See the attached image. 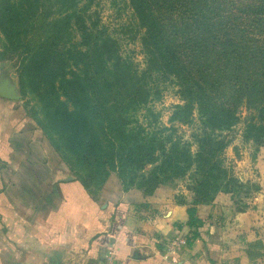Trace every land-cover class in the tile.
Segmentation results:
<instances>
[{
  "label": "trees",
  "instance_id": "obj_1",
  "mask_svg": "<svg viewBox=\"0 0 264 264\" xmlns=\"http://www.w3.org/2000/svg\"><path fill=\"white\" fill-rule=\"evenodd\" d=\"M124 1L142 69L102 25L94 11L99 0H0V32L21 58L22 90L31 88L39 100L42 134L61 160L69 154L87 165L90 181L117 171L127 188L139 180L150 196L194 169L187 222L175 224L177 232L188 229L192 247L210 234L200 207L219 194L261 191L235 177L224 154L240 125L243 142L264 148V0ZM167 85L180 101L173 127L146 133L132 126L139 112H152ZM175 125L196 129L192 143L174 136ZM147 167L155 168L139 174ZM75 181L96 195L85 179Z\"/></svg>",
  "mask_w": 264,
  "mask_h": 264
},
{
  "label": "crops",
  "instance_id": "obj_2",
  "mask_svg": "<svg viewBox=\"0 0 264 264\" xmlns=\"http://www.w3.org/2000/svg\"><path fill=\"white\" fill-rule=\"evenodd\" d=\"M19 112L0 98V264H264L256 208L233 214L220 194L199 208L211 224L206 240L169 254L175 237L187 243L188 229L175 228L187 222V207L160 194H89L63 176L59 155L26 132Z\"/></svg>",
  "mask_w": 264,
  "mask_h": 264
},
{
  "label": "rangeland",
  "instance_id": "obj_3",
  "mask_svg": "<svg viewBox=\"0 0 264 264\" xmlns=\"http://www.w3.org/2000/svg\"><path fill=\"white\" fill-rule=\"evenodd\" d=\"M94 11L98 13L102 25L119 41L122 54L126 57H131L140 69L144 68V56L141 53L140 44L132 41V38L136 35V23L125 1L99 0ZM20 69L21 58L8 51L6 39L0 32V75L2 73L6 74V77L17 85L21 99L16 101L15 104L20 111L19 115L21 119L26 122V132H31L33 138L38 136L39 140L46 141L50 145L36 121L37 117L39 119L43 117L39 100L31 88H28L26 92L22 90ZM178 104H180V101L176 94V89L167 85L162 99L149 106L152 112H139L132 126L136 129L141 128V131L144 130L146 133L159 132L163 127L171 128L173 126L170 123V117L173 113V107ZM174 127L176 128V133L174 134L176 138H182L184 142L192 143L191 135L196 130L195 128H188L182 125H175ZM242 130L243 126L240 125L232 135L234 138L232 145L224 154L226 167L242 182L260 185L261 191L251 196H246L245 194H242L240 197L227 195L229 198L228 204H230L229 211L234 214L245 210L244 213H246L256 208L259 211V216L264 218V148L256 151V147L243 142L241 138ZM192 146V152L194 153L196 146ZM46 148L49 149V146L46 145ZM62 160L63 165H58L63 169V176L65 178L85 179L90 184L91 191L96 194L95 197L106 194L107 197L129 195L132 198L143 196L146 199L157 197L160 194L159 197L161 199L162 197L164 198L162 200L185 207L191 205L195 198V193L192 190L194 186V169L185 177L175 178L162 183L152 195L145 196L143 191L137 187L139 180L136 181L134 186L127 188L128 186L123 184L119 173L111 171L105 181H90L87 178V169H90L87 165L82 167L69 154ZM154 168L147 167L143 173L139 174L148 176Z\"/></svg>",
  "mask_w": 264,
  "mask_h": 264
},
{
  "label": "water",
  "instance_id": "obj_4",
  "mask_svg": "<svg viewBox=\"0 0 264 264\" xmlns=\"http://www.w3.org/2000/svg\"><path fill=\"white\" fill-rule=\"evenodd\" d=\"M0 98L13 102L21 99L17 85L11 82L4 73L0 75Z\"/></svg>",
  "mask_w": 264,
  "mask_h": 264
},
{
  "label": "built area",
  "instance_id": "obj_5",
  "mask_svg": "<svg viewBox=\"0 0 264 264\" xmlns=\"http://www.w3.org/2000/svg\"><path fill=\"white\" fill-rule=\"evenodd\" d=\"M186 244L187 243L184 237H181V236L175 237L169 245V250H168L169 254H173L181 250L182 248L186 246Z\"/></svg>",
  "mask_w": 264,
  "mask_h": 264
}]
</instances>
